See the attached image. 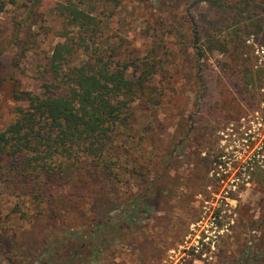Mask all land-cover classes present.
<instances>
[{
  "label": "rangeland",
  "instance_id": "rangeland-1",
  "mask_svg": "<svg viewBox=\"0 0 264 264\" xmlns=\"http://www.w3.org/2000/svg\"><path fill=\"white\" fill-rule=\"evenodd\" d=\"M34 1L0 15V129L24 105L15 92L41 95L56 44L77 34L58 14L66 0ZM103 1L93 0L101 28L90 49L132 80L135 63H155V99L129 104L121 177L78 161L44 179L42 203L0 160V264H44L104 217L116 219L81 264L93 251L92 264H264V0ZM87 60L77 53L75 63Z\"/></svg>",
  "mask_w": 264,
  "mask_h": 264
},
{
  "label": "trees",
  "instance_id": "trees-1",
  "mask_svg": "<svg viewBox=\"0 0 264 264\" xmlns=\"http://www.w3.org/2000/svg\"><path fill=\"white\" fill-rule=\"evenodd\" d=\"M224 1L193 0L192 5L205 2L221 6ZM15 2L0 0V15L9 3ZM93 6V0H66L58 5L64 24L77 26V34L56 44L47 61L50 75L44 77L41 95L15 92V98L24 105L17 107L16 119L0 129V160L6 158L8 176L21 182L34 201H48L43 197L44 179L48 184L54 176L71 174L78 161L91 159L104 175L121 177L125 165L118 148L122 131L128 129L132 120L129 104L146 95L150 100L155 99V87L150 82L155 63H135V71L140 72L132 80L126 76L123 65L118 66V61L108 59L103 53L105 49L94 46L90 49L87 41L98 37L101 28L99 13L93 11ZM194 34L197 39V27ZM77 53L87 54L88 60L83 64L75 63ZM131 134L132 142L144 139ZM3 169L0 161V177ZM110 218H102L91 237L78 235L77 239L68 240V247L74 241L78 244L73 243V247L64 252L55 243L51 255L42 262L83 263L84 250H93L94 240L106 234L109 222H115V217ZM97 253L93 251V255H89L92 261L88 264L98 260Z\"/></svg>",
  "mask_w": 264,
  "mask_h": 264
}]
</instances>
